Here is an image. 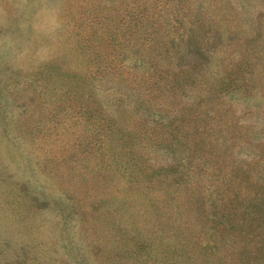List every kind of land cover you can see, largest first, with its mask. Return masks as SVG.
Returning <instances> with one entry per match:
<instances>
[{"label":"rangeland","instance_id":"374dc122","mask_svg":"<svg viewBox=\"0 0 264 264\" xmlns=\"http://www.w3.org/2000/svg\"><path fill=\"white\" fill-rule=\"evenodd\" d=\"M0 264H264V0H0Z\"/></svg>","mask_w":264,"mask_h":264}]
</instances>
